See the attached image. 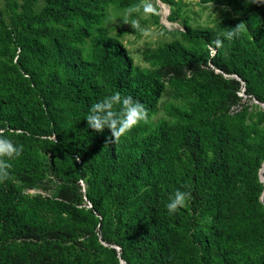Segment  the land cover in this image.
I'll list each match as a JSON object with an SVG mask.
<instances>
[{
    "label": "trees",
    "instance_id": "obj_1",
    "mask_svg": "<svg viewBox=\"0 0 264 264\" xmlns=\"http://www.w3.org/2000/svg\"><path fill=\"white\" fill-rule=\"evenodd\" d=\"M43 1L37 13L27 6L12 27L0 18V50L4 45L11 53L7 60L0 59V129L7 138L14 137L16 145L18 139H29L49 153L38 161L23 149L9 172L17 168L15 176L29 188L44 185L42 179L49 172L59 178L60 185L54 197L36 194L34 201L28 194L13 190L8 179L0 182V232L5 236V240L0 238V264H121L120 258L127 264H193L207 245L195 218L216 206L217 191L229 182L227 169L232 161L225 143L233 137L201 116L212 107L210 99L235 103L242 82L245 91L264 99V67L258 64L257 51L240 48V36L230 40V56L240 80L215 75L209 69L212 78L207 86H191L176 62L182 58L177 43L157 55L155 62L166 67L164 72L134 65L118 38L104 30V0ZM130 1L119 3L126 7ZM254 5L252 0H237L234 14L244 15ZM168 19L173 22L174 14ZM236 25V19L228 17L218 26L229 30ZM183 27L184 38L204 45L211 44L216 35L210 28H192L187 22ZM87 40L95 53L92 61L84 63L76 54ZM8 43L14 45L11 50ZM222 56L216 48L213 65H220ZM191 67L201 71L199 64ZM164 74L169 77L164 79ZM166 82L180 92L184 86L194 91L195 105L190 109L164 105V112L180 123L151 118ZM116 92L139 100L148 110L149 122L113 141L107 129L92 131L86 118L94 103ZM52 135L54 139L49 138ZM65 159H71L75 166L70 173L61 169ZM20 165L31 175L19 173ZM252 166L241 161L237 175L248 184L241 200L244 212L261 236L262 165L257 163L251 173ZM79 179L86 183L85 192ZM177 189L190 192L191 199L180 212L170 215L165 205ZM42 204H50L62 216L58 225L25 214ZM185 228L191 243L182 235ZM75 231L85 232L84 241L91 245L77 242L76 247L59 246L74 240ZM98 232L99 240L107 246L98 241ZM32 239L52 244L47 259H30L26 254ZM100 254L104 261L96 260ZM206 260L200 259L198 264H206Z\"/></svg>",
    "mask_w": 264,
    "mask_h": 264
},
{
    "label": "rangeland",
    "instance_id": "obj_2",
    "mask_svg": "<svg viewBox=\"0 0 264 264\" xmlns=\"http://www.w3.org/2000/svg\"><path fill=\"white\" fill-rule=\"evenodd\" d=\"M236 1L131 0L126 7H123L120 5L119 0H104L106 13L104 30L108 36L118 38L128 55L131 56L134 65L149 72H164L166 67H162L155 62L157 55L163 48L172 43H177L176 47L182 58L176 62L185 71L184 81L187 84L196 87L207 86L212 78L209 69H213L215 75L239 79L235 73L237 64L230 56V40L223 35L228 29L221 30L218 25L222 19L228 17L236 19L237 24L244 22L245 30L240 34L238 45L248 52L255 49L258 64L260 67H264V5L255 4L244 15H236L233 9V4ZM246 1L241 0L242 3ZM161 4L165 7H162ZM43 5V0H0V18L3 20L4 25L12 27L13 20L18 18V15L27 6L34 13H37ZM131 7H135L137 10L129 14L127 10ZM173 14L174 21L171 22L168 17L173 16ZM183 22H187L192 28L212 29L216 32L212 43L204 45L201 41L184 38L182 35L184 32ZM218 38L223 42L222 47H217L214 44V41ZM13 46V43H8V49L11 50ZM80 48L81 51L76 55L79 54L84 63L92 61L91 57L95 50L91 41L87 40ZM216 48H220L223 54L218 66L213 65L211 60ZM5 49L3 45V51L0 50V59L3 61L7 60L11 54L10 51H5ZM17 53L18 49L16 50ZM15 60L16 55L13 62ZM195 63L200 65L201 71L193 70L191 65ZM168 77L169 75L165 74L163 76L164 79ZM183 89L184 92L175 90L166 82L164 92H162L163 94L157 104V111L151 117L153 121L163 117L172 123L181 122L167 115L164 112V105L171 103L184 109H190L195 105L192 88L184 86ZM235 94L238 98L235 103L219 98L210 99L213 108L208 107V114L201 116H207L208 119L214 122L216 127L224 129L233 137L232 140L225 143L229 154H232V161L229 162V168L227 169L229 171V182H226L217 191L216 206L195 218L198 224L197 229L200 234L206 237L207 245L200 253V258L197 257L193 264H198V261L203 258L207 259L206 264H264V231L261 236H258L254 230V222H251L248 219L249 216L244 212V203L241 200L244 189L247 190L248 184L237 175V166L241 161H248L251 166L253 165L250 169L251 173L256 168L257 163L261 166L264 162V99L259 100L245 91L243 82L242 88ZM196 108H199L198 104ZM0 130L4 131V129ZM49 138L54 139L55 136L52 135ZM13 139L14 137L10 140L13 142ZM13 143L15 144V142ZM17 145H22L26 154L38 161L49 154L44 152L42 145L29 139H18ZM73 157L78 164L79 160L75 156ZM14 158L8 160L5 157L11 165L15 161ZM56 159L59 158L56 157ZM19 167V173L21 172L25 177L31 175L28 170H23L24 165ZM73 167L75 166L71 159H65L61 169L65 170L66 173H70L74 169ZM16 169L10 171L8 179L13 190L28 194L34 201L37 200L35 198L36 194H40L42 197H54L56 195L60 185V180L56 175H51L49 172L48 176L42 179L44 185L29 188L15 176ZM78 182L82 192H85V181L79 179ZM263 194L264 188L259 196L260 202ZM25 214L28 216L34 215L33 217L44 220L52 226L58 225L62 218L61 215H57L53 211V206L50 204H42L37 209L26 211ZM262 217V220H264V216ZM184 218L181 219L185 221ZM99 234L98 232V241L107 246L108 244L104 240L101 238L99 240ZM182 235L187 242L191 243L188 228L182 230ZM1 237L5 240V236L0 232ZM86 238L87 234L85 232L75 231L74 240L60 242L59 246H75L77 242L90 246L91 243L84 241ZM16 241L20 243V239ZM109 246L118 247L115 244ZM51 247L52 244L44 240L36 241L32 239L26 254L30 259H47ZM97 259L103 260V256L100 254L96 257Z\"/></svg>",
    "mask_w": 264,
    "mask_h": 264
},
{
    "label": "clouds",
    "instance_id": "obj_3",
    "mask_svg": "<svg viewBox=\"0 0 264 264\" xmlns=\"http://www.w3.org/2000/svg\"><path fill=\"white\" fill-rule=\"evenodd\" d=\"M252 3L264 5V0H252ZM136 10L135 7H131L127 11L131 14ZM133 23L135 24V22ZM244 30L245 24L241 22L223 33V35L226 39L232 40L238 38ZM222 43L219 38L214 41L217 47H222ZM86 122L94 132L102 133L107 129L113 141H118L142 122L147 124L149 115L147 108L139 100H134L130 95L122 96L121 93L116 92L111 96L105 97L102 101L94 103L89 109ZM22 151V145L14 144L5 136L4 131L0 130V182L10 177L9 169L11 164L8 163V160L19 157ZM190 199V192L177 189L169 198V202L165 207L170 215L175 214L181 208L186 207Z\"/></svg>",
    "mask_w": 264,
    "mask_h": 264
},
{
    "label": "water",
    "instance_id": "obj_4",
    "mask_svg": "<svg viewBox=\"0 0 264 264\" xmlns=\"http://www.w3.org/2000/svg\"><path fill=\"white\" fill-rule=\"evenodd\" d=\"M263 170H264V162H263V164H262V166H261V168H260V170H259V179H260L261 182L264 183ZM261 200L264 202L263 196L261 197ZM116 249H117L118 251H120V248H119V247H116ZM120 263H121V264H127V263H125V262L123 261V259H121V258H120Z\"/></svg>",
    "mask_w": 264,
    "mask_h": 264
},
{
    "label": "bare ground",
    "instance_id": "obj_5",
    "mask_svg": "<svg viewBox=\"0 0 264 264\" xmlns=\"http://www.w3.org/2000/svg\"><path fill=\"white\" fill-rule=\"evenodd\" d=\"M162 5V4H161ZM162 7H165L164 5H162ZM166 19V18H165ZM167 21V20H166Z\"/></svg>",
    "mask_w": 264,
    "mask_h": 264
}]
</instances>
